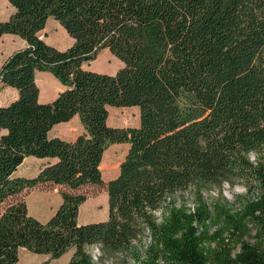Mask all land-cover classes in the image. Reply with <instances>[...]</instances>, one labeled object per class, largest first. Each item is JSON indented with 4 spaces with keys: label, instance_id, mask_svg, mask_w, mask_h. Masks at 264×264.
Returning <instances> with one entry per match:
<instances>
[{
    "label": "trees",
    "instance_id": "16d2710c",
    "mask_svg": "<svg viewBox=\"0 0 264 264\" xmlns=\"http://www.w3.org/2000/svg\"><path fill=\"white\" fill-rule=\"evenodd\" d=\"M4 1L0 37L24 46L0 65V85L16 91L0 106V264H18L19 249L93 264L91 246L135 264H264V0ZM48 19L69 47L40 38ZM102 50L120 62L114 74L82 69ZM36 73L63 88L47 103ZM128 107L137 127L107 125L108 108ZM74 116L73 140L49 136ZM114 144L127 149L106 183V218L78 225L76 192L101 184ZM28 157L47 162L14 177ZM231 182L245 189L237 207L203 198ZM46 184L63 190L40 222L17 196Z\"/></svg>",
    "mask_w": 264,
    "mask_h": 264
},
{
    "label": "rangeland",
    "instance_id": "374dc122",
    "mask_svg": "<svg viewBox=\"0 0 264 264\" xmlns=\"http://www.w3.org/2000/svg\"><path fill=\"white\" fill-rule=\"evenodd\" d=\"M12 9L4 0H0V21L7 19ZM44 31L39 33L40 38L44 36V42L58 50H64L71 44V39L67 37L62 28L52 19H48L44 26ZM24 44L17 37L12 35H2L0 37V65L14 51L23 48ZM120 62L112 57L107 51L102 50L92 61H87L82 64V69L112 75L120 67ZM37 81H41L43 86L38 88L39 103H47L53 98H50L56 92L63 90L61 85L54 80L48 73H36ZM45 76L46 79H42ZM36 84V81H35ZM16 96V91L0 85V106H4L11 102ZM106 123L110 127L115 128H134L138 125V111L134 107L128 108H108ZM71 135L82 132V127L78 123L77 118H73L70 123ZM66 129V128H65ZM63 133V132H61ZM1 134V132H0ZM52 134V133H51ZM67 134V130L64 131ZM78 134V135H79ZM127 145L114 144L106 148L103 152L100 162L101 184L98 186H86L81 188L76 193L85 196V201L79 206L77 212V223L83 225L87 223L100 222L106 218V183L117 175L118 165L121 162ZM249 159L253 160V155H249ZM46 160H38L31 157L26 158L18 169L13 174L14 177L32 178L38 170L46 163ZM233 184L237 187H233ZM63 190L60 187L52 185H40L31 189L22 191L17 199L23 201L26 205V210L29 216L40 222L46 221L57 209L60 204L59 192ZM238 193V194H236ZM245 189L237 182L230 184L222 183L220 188H209L202 192L203 198L207 202H212L218 197H222L229 204L237 207L234 201L235 197L243 196ZM186 206L191 208L190 197L186 196ZM5 204L0 205V212ZM158 217V213H155ZM100 248L91 246L88 252H93L92 261L96 264L95 255H99ZM71 255V250L57 259H49L46 255H35L28 253L23 249L17 252L18 264H65ZM102 264H135L133 259L125 254L118 252L104 251Z\"/></svg>",
    "mask_w": 264,
    "mask_h": 264
},
{
    "label": "crops",
    "instance_id": "0c3cea01",
    "mask_svg": "<svg viewBox=\"0 0 264 264\" xmlns=\"http://www.w3.org/2000/svg\"><path fill=\"white\" fill-rule=\"evenodd\" d=\"M45 26V25H44ZM45 29L43 28L39 33H41L42 31H44ZM45 32V31H44ZM65 33V32H64ZM68 37V36H67ZM42 39L44 40V36L42 37ZM20 40V39H19ZM23 42V41H22ZM24 44V43H23ZM36 75V74H35ZM42 79H46L45 76L42 77ZM35 81H36V85L37 87L39 88L40 86L42 87L43 86V82L41 83V81L39 80V82L37 81V76H35ZM61 91V90H60ZM58 91V92H60ZM56 92L55 94H53L50 98H54L56 96V94L58 93ZM16 98L15 94H14V98L13 100ZM38 101H39V93H38ZM73 118H77V116H74L72 117ZM71 119V120H72ZM71 120H69L68 122H65V123H60V124H57L55 125L54 127H52L51 131L49 132V136L51 137H57V138H60V139H63V140H66V141H71L73 140L78 134V133H74L71 135V129H70V123H71ZM78 120V118H77ZM79 123V122H78ZM66 128V129H65ZM67 130V134H64V131ZM63 132V133H61ZM52 133V134H51Z\"/></svg>",
    "mask_w": 264,
    "mask_h": 264
},
{
    "label": "clouds",
    "instance_id": "9594fccd",
    "mask_svg": "<svg viewBox=\"0 0 264 264\" xmlns=\"http://www.w3.org/2000/svg\"><path fill=\"white\" fill-rule=\"evenodd\" d=\"M259 159V157H257V160ZM252 161H250L251 163ZM233 187H237V185L233 184ZM238 194V193H236ZM99 255H95V259H96V264H102V257H103V254H104V250L103 249H99ZM87 255H89L91 258L94 256L93 255V252H88L86 253Z\"/></svg>",
    "mask_w": 264,
    "mask_h": 264
}]
</instances>
